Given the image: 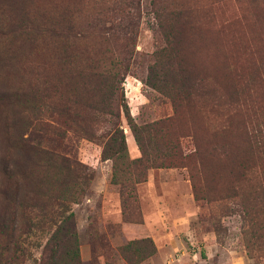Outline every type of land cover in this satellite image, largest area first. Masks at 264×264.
Instances as JSON below:
<instances>
[{
    "label": "trees",
    "instance_id": "trees-1",
    "mask_svg": "<svg viewBox=\"0 0 264 264\" xmlns=\"http://www.w3.org/2000/svg\"><path fill=\"white\" fill-rule=\"evenodd\" d=\"M213 2L207 5L200 0H188L175 7L154 8L164 45L151 54L144 82L170 99L172 113L149 123L135 122L121 91L130 58L115 53L95 57L81 48L79 42L87 37L78 30L80 15L74 7L65 5L56 14L45 10L41 19H28L23 42L32 46L41 36L63 70L64 81L76 96L75 101L84 100L85 107L112 122L113 127L101 141V156L111 161V183L119 186L124 221L140 220L136 185L145 180L144 170L186 168L194 199H205L209 204L220 201L225 214L239 215L248 251H264V85L259 72L262 64L255 66L257 75L251 78L236 67L233 62L241 57L238 51L247 50L242 44L237 49L241 37L238 31L235 33L243 16L227 9L222 12L224 0ZM127 8L137 10L138 2L135 5V0H118L101 11L94 7L92 22L87 26L104 39L108 35L113 37L117 28L113 17H129ZM217 11L223 16L219 17ZM37 20L40 23L34 24ZM104 22L111 24L106 26ZM202 28L207 29L206 33L212 30L217 37L227 62L226 72L234 73L231 83L223 85L216 77L197 70L194 47L205 35ZM223 45L230 52H225ZM12 99L25 106L35 104L37 96L31 89H23ZM69 109L61 103L55 111L62 116L68 115ZM121 113L140 151L139 157L129 156L124 132L114 121ZM7 146L6 159L0 166V264H21V239L30 227L28 210L43 212L53 224L38 264H82L75 216L67 203L79 202L86 192L84 166L59 150L29 141L23 129L8 135ZM222 177L228 179L224 193L205 191L207 179ZM211 210L223 212L220 208ZM118 249L128 264H140L156 252L149 237L130 240Z\"/></svg>",
    "mask_w": 264,
    "mask_h": 264
},
{
    "label": "rangeland",
    "instance_id": "rangeland-1",
    "mask_svg": "<svg viewBox=\"0 0 264 264\" xmlns=\"http://www.w3.org/2000/svg\"><path fill=\"white\" fill-rule=\"evenodd\" d=\"M114 1L118 0H110V4L108 0H0V166L6 159L8 135L22 129L24 137L34 144L59 150L82 163L87 174L86 192L79 202L67 203L75 216L82 264H128L118 247L147 237L152 239L156 252L140 264H264V251H248L239 215L225 214L220 201L209 204L205 199H194L186 168L144 170L145 180L136 185L140 220L122 219L119 186L111 183V161L101 156V141L113 127L112 122L85 107L84 100L75 101L76 96L64 81L63 70L41 36L32 46L23 42L28 19H41L45 10L56 14L70 5L79 11L78 30L87 37L79 42L81 48L95 57L115 53L130 58L121 91L135 122L149 123L171 114L170 99L144 82L151 54L164 45L153 11L156 5L175 7L188 0H135L137 10L127 8L129 17L114 16L115 36L104 39L87 25L93 19L92 8L108 9ZM213 1L200 0L207 5L214 4ZM224 1L222 12L227 9L243 16L235 33L238 31L241 37L237 49L242 44L247 50L240 49L241 57L233 63L249 78L256 77L255 66L262 64L259 72L264 85V0ZM217 15L223 16L219 11ZM39 23L37 20L34 24ZM202 30L205 35L194 47L197 70L216 77L223 85L231 83L234 73L226 72L227 62L217 37L212 30ZM222 47L224 51L228 48ZM23 89H31L37 96L35 104L22 106L13 101L12 96ZM61 103L70 108L68 115L60 116L55 111ZM114 121L124 132L129 156L139 157L140 151L123 114ZM25 123L29 124L24 127ZM227 181L224 177L209 178L205 191L224 193ZM200 184L204 185L203 181ZM213 207L223 212H213ZM27 217L30 227L21 239V264H38L53 224L41 211L28 210Z\"/></svg>",
    "mask_w": 264,
    "mask_h": 264
}]
</instances>
